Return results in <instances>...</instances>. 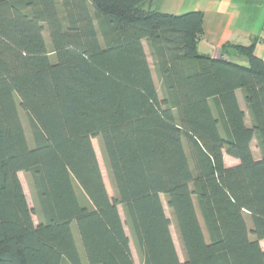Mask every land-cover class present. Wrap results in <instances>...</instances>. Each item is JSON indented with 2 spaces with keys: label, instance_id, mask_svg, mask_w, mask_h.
Listing matches in <instances>:
<instances>
[{
  "label": "trees",
  "instance_id": "1",
  "mask_svg": "<svg viewBox=\"0 0 264 264\" xmlns=\"http://www.w3.org/2000/svg\"><path fill=\"white\" fill-rule=\"evenodd\" d=\"M202 36L146 0H0V264H83L73 223L89 264H264V58Z\"/></svg>",
  "mask_w": 264,
  "mask_h": 264
},
{
  "label": "rangeland",
  "instance_id": "2",
  "mask_svg": "<svg viewBox=\"0 0 264 264\" xmlns=\"http://www.w3.org/2000/svg\"><path fill=\"white\" fill-rule=\"evenodd\" d=\"M146 2L148 4L151 3L152 8H155L158 11L173 13V14H181V13H184L190 10H201L205 12H218V13L228 15L229 17L232 16L233 19H232L231 27H232V32L235 35V37H238V39L243 40V41H248L247 37L250 35H247V34L250 33L252 37V40L250 43H252V41L254 42V47H253L254 53L264 58V0H146ZM245 15H246V20H244V17H243ZM45 37H46V42H47V48L49 51H51V44H50V41L46 33H45ZM201 44H205V42L200 43V45L198 46V51L199 52L207 51L203 48ZM148 60H149V63L151 64L154 79L159 88V80L152 67V60L150 56H148ZM235 61L241 65L248 64L246 58L243 56H241L240 58H237ZM18 108L20 111V116H21V120H22L24 129H25V132H26V136L30 144L32 143V140L30 138L31 131L29 127L28 116L23 110L20 109L19 106ZM92 143H93V146L96 152V156L99 162V166L102 172V176H103L106 189L108 191V194L113 197L115 195V191L112 187L111 178L109 175V171H108L105 159L103 157V153H102L98 138H93ZM251 148H252L254 157L256 158L259 157V151L254 141L251 144ZM224 160L227 166L229 164H234V162H236L234 161L235 160L234 158L228 156L227 154H224ZM19 178L23 185L24 192H25L29 206L35 210L33 214V219L35 222H37L38 221V215H37L38 206H37V202L35 199L34 191L31 187L29 175L25 172H19ZM77 192H78L81 202H85L86 200L84 199V196L82 195V192L78 189V187H77ZM161 200L163 202L165 212L171 221L170 231H171V235H172L173 242L175 244L178 256L181 260H183L184 255H183L182 246L179 240L177 228L173 220V217L170 213V210L168 209L166 205V198L164 195H161ZM118 209H119L121 218L124 220L122 206L119 205ZM248 220L250 223L249 218ZM125 229L128 232L126 225H125ZM72 232H73L74 239L76 241V245H77L82 263L89 264L86 260L84 250L80 242L79 234L76 229L75 223L72 224ZM263 243L264 242L261 241V244ZM130 245H131V250H132L136 264H142L140 256L132 240L130 241Z\"/></svg>",
  "mask_w": 264,
  "mask_h": 264
},
{
  "label": "crops",
  "instance_id": "3",
  "mask_svg": "<svg viewBox=\"0 0 264 264\" xmlns=\"http://www.w3.org/2000/svg\"><path fill=\"white\" fill-rule=\"evenodd\" d=\"M243 17L244 20H246V15ZM232 19V16L229 17L228 15L222 13L203 11V36L201 37L197 45L198 47L200 43L205 42V44L201 45L207 51H201L202 53L208 54L211 57H218L220 55L221 45L226 42L242 45H248L251 42L252 37L250 33L247 34L250 35L247 37L248 41H243L238 39V37H235L231 27ZM240 57L241 56L231 55L230 59L236 60ZM237 95L241 107L245 110V104L241 92L237 91ZM234 161H236L234 162V164H236L237 160L235 159Z\"/></svg>",
  "mask_w": 264,
  "mask_h": 264
}]
</instances>
